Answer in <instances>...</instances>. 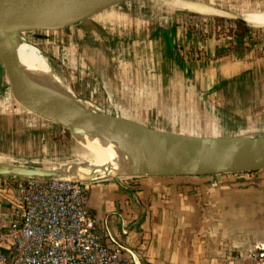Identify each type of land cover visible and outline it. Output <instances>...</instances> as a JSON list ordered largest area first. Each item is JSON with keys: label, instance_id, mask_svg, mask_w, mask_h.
Here are the masks:
<instances>
[{"label": "crops", "instance_id": "1", "mask_svg": "<svg viewBox=\"0 0 264 264\" xmlns=\"http://www.w3.org/2000/svg\"><path fill=\"white\" fill-rule=\"evenodd\" d=\"M132 1L134 0L119 4L125 7L123 11L125 16L130 8L128 4ZM175 1L183 4L181 0ZM209 8L211 12L226 18L225 20L229 19L227 14H232L220 8L216 9L212 5ZM211 12L204 14L212 18L214 15L212 16ZM174 17L179 19L180 15L175 14ZM93 21L88 18L63 31L68 42L66 48L61 46L63 43L61 35L51 37L44 34V38L40 39L43 42L41 48L46 60L49 64L54 62L55 66L52 68H55L56 72L59 74L62 72L65 76L64 70L68 68L69 74L74 73L76 68L73 67L78 64L79 56L81 58L84 53V47L79 45L78 41L84 42L88 39L96 41L99 38L104 42L103 24L99 21L98 28ZM167 25V27H158L153 34L141 30V33L136 32L134 35L127 33L122 41L119 38L117 43L128 44L130 49L131 58L129 57V62L124 64L127 74L137 72L147 82V86L154 88H151L154 91L158 88L163 90L171 83H179L180 78L186 79L185 81L194 89H186L190 93H185L194 100L197 98V92L201 90V84L207 86L202 90L204 97L213 98L219 94L217 100L231 99L233 91L224 93L223 91L238 84V94L232 96L236 100L234 106L236 110L247 114L261 108V111H264V55L252 58L251 50L245 46V48L241 47L246 43L241 40L234 42L231 51L219 55L211 38L197 45L193 34L176 26L178 25L176 21H169ZM171 28H175L176 48L181 60L175 57L170 59L166 55L164 35L158 33L159 29ZM251 37L250 33L246 41H250ZM126 39L131 41L123 43ZM258 44L260 45L258 48L262 51L261 47L264 44L257 42ZM49 47L58 49L53 51ZM181 47H187L188 51ZM79 48L80 53H78ZM60 51L63 54L58 56L57 53L59 54ZM91 65L93 69V62ZM0 69L6 77L7 69L1 60ZM131 87L136 86L131 83L124 88ZM67 88L72 91L71 88ZM115 89L118 94L124 91L121 85L115 86ZM72 92L79 96V92ZM82 98L88 100L86 97ZM114 100L115 98L113 100L107 98L102 106L107 109L109 103L115 102ZM0 106V123H3L4 118L13 115L5 111L6 108L2 104ZM159 108L161 109V104L155 105L153 110L157 112ZM227 112L224 111V120L234 118ZM128 117L126 115V118ZM212 117L208 119L211 126L209 135L197 131L190 132L189 128L180 125L176 130H169L152 127L145 121L139 123L154 130L193 138H230L264 134V116L253 127L248 126L246 129L225 136L216 133L212 125ZM135 119L141 120L140 117ZM158 119L165 122L168 120L166 117ZM6 122L4 124L8 125ZM178 122L180 123L179 120ZM224 123L225 121L223 126ZM224 127L227 131L233 128L230 125ZM61 130L65 131L63 128ZM11 180L21 179L0 176V236L6 233L10 220V202L13 199L9 188ZM88 188L92 213L100 227L110 234L109 241L123 248L128 264H133V261L139 264H253L251 254L257 246H264V170L194 177L106 178L88 183ZM124 230L127 231V235L123 233ZM9 243L10 239L4 237L0 241V252H4Z\"/></svg>", "mask_w": 264, "mask_h": 264}, {"label": "rangeland", "instance_id": "2", "mask_svg": "<svg viewBox=\"0 0 264 264\" xmlns=\"http://www.w3.org/2000/svg\"><path fill=\"white\" fill-rule=\"evenodd\" d=\"M181 1H183V4L176 3L175 0H134L128 4L130 8L128 12L126 11V16L123 13L125 11L123 5L108 8L90 16V20H94L93 22H95L98 28L99 21L103 24L102 35L105 37L104 42L99 38L97 39L98 41L91 39L84 42L78 41L79 45L81 44L84 47V53L81 58L79 56L78 64L73 67V69L76 68L74 73L69 74L70 71L66 68L64 70L65 76H63L62 72L59 74L54 70L55 68H52V66H55L54 62H50L49 65L52 71L60 80H63L61 82L66 87L71 88L72 91L79 92V96L88 98L89 101L99 105L110 114L125 118L127 115L133 121H145V123L155 128L176 130V127L180 125L189 128L190 132L197 131L198 133L201 132V134L209 135L211 126L208 119L210 116H213L212 125L216 133L221 136H225L231 132H239L248 126L253 127L257 121L262 119L264 111H261V108L247 114L236 110L237 108L234 107L236 100L232 96L238 94V84L232 85L223 91V93L233 91L231 92V99L224 98L220 100H217L219 94L213 98L204 97L202 90L207 88V86L201 84V90L197 92V98L194 100L190 95H187L190 92L186 91V89L190 90L194 89V87L192 88L185 81L186 79L182 80L180 78L178 79L179 83L168 84L164 87L165 89L162 87L164 91L158 87L154 91L152 90L154 88L147 86V82L137 72L133 71L127 74L126 70H124L126 68L124 64L129 62L131 54L129 46H127L128 44L119 45L117 43L119 38L122 41L127 33L128 35H134L136 32L141 33V30L153 34L158 27H167L169 21H176V24H178L176 26H179L180 29L190 31L194 35L193 37L197 45L200 42L196 40L198 39L196 32L200 29H206L205 37H207H204V42L211 38L217 48H223L222 50L224 51L218 53L219 55H224L231 51L234 42H236L233 38L237 29L234 21L230 19L225 20L226 18L218 13H213V11L212 16H214L211 18V16H207L206 14L182 8L187 6V4H202L208 7L212 5L216 9L220 8L241 18H244L246 15L264 14V0ZM175 14L180 15V18L174 19ZM246 27L251 30L252 37L250 41H245L246 43L241 47L245 46L251 50L252 58H259L264 55V46L261 47L263 48L261 51L258 48L260 45H257V42L261 45L264 44V27ZM65 30L67 29L47 32H27L23 37L26 38L29 45L36 48L40 55L46 59L44 51L41 48V46L43 47V42L40 41L41 36H44V34L51 37L61 35L63 38L61 46H65L66 48L68 42L63 34ZM97 31L99 32L100 30L98 29ZM128 40L129 42L131 41L130 39H126L123 43ZM241 42L244 41L242 40ZM252 43L256 44L253 45ZM49 48L53 51L58 49L56 47ZM181 49L188 51L187 47H181ZM80 51L79 48L78 53ZM60 54H63L62 51L59 54L57 53L58 56ZM66 61L67 59H65ZM68 67H70V64ZM158 74L160 75V72ZM153 80H155L154 77ZM131 83L136 87L124 88L125 85ZM117 85H121L124 89L121 94L116 93L115 86L117 87ZM107 98L111 100L115 98V102H110V105L106 109L105 106H102V103ZM122 99L128 100L129 103ZM161 100H163L162 103ZM228 101H231V103H228ZM0 104L6 108L5 111L11 112V115H13L10 116L11 118H4L2 120L3 123H0L1 165L5 166L2 163L17 164L50 170L55 168L58 170L63 165H83L93 157V153L89 150L90 148L88 149L85 144L73 135L69 134L68 137L59 125L49 123L50 121H43L44 119H37V117H34L31 113L18 106L10 92L5 90L1 85ZM158 104H161V109L159 108L156 112L153 108ZM225 110L228 111L227 113L231 117L234 116V118L224 120L223 115ZM137 117H140L141 120L135 119ZM160 117H166L168 120L165 122V120L158 119ZM224 121V126L230 125L233 128L227 131L223 126ZM4 122L8 125L4 124Z\"/></svg>", "mask_w": 264, "mask_h": 264}, {"label": "water", "instance_id": "3", "mask_svg": "<svg viewBox=\"0 0 264 264\" xmlns=\"http://www.w3.org/2000/svg\"><path fill=\"white\" fill-rule=\"evenodd\" d=\"M129 0H0V20L10 24H20L16 27L0 25V46L6 44L15 34L38 31H54L38 25H21L24 21L55 17L78 11L89 13L78 23L86 21L90 16L108 8L117 6ZM227 17L239 24L248 26L245 19L227 14ZM58 30V29H57ZM158 33L164 35L166 55L181 60L176 48L175 28L168 30L159 29ZM44 36H41V39ZM28 44V42H27ZM12 67V68H10ZM6 77L0 71V85L8 90L18 106L27 112L44 120L59 125L70 134L66 123L67 118H76L84 127H91L110 137L129 139L136 142H148L156 156L163 162L162 172L155 176H212L234 173H252L264 170V134L230 138H193L179 136L164 131H158L128 118L112 115L99 105L70 93L75 102L74 106L54 104L32 92L20 83V70L17 66H6ZM205 95V94H204ZM71 135V134H70ZM197 141L203 143L212 141L217 147L204 146L189 149L187 146ZM77 142V141H76ZM78 143V142H77ZM179 148L174 149V145ZM7 171L0 176L27 180H67L79 183H91L106 178L143 177V174H131L118 177L94 178L89 181H77L68 178H58L51 174L50 169L5 164Z\"/></svg>", "mask_w": 264, "mask_h": 264}, {"label": "built area", "instance_id": "4", "mask_svg": "<svg viewBox=\"0 0 264 264\" xmlns=\"http://www.w3.org/2000/svg\"><path fill=\"white\" fill-rule=\"evenodd\" d=\"M205 35L206 29H200L196 40L204 42ZM9 188L10 220L0 241L7 237L10 243L0 252V264L129 263L123 248L109 241L110 234L92 213L87 183L11 180ZM251 257L253 264H264V246H257Z\"/></svg>", "mask_w": 264, "mask_h": 264}, {"label": "bare ground", "instance_id": "5", "mask_svg": "<svg viewBox=\"0 0 264 264\" xmlns=\"http://www.w3.org/2000/svg\"><path fill=\"white\" fill-rule=\"evenodd\" d=\"M184 9L202 14L211 12L208 6L196 4H187ZM88 13L89 11L71 12L55 17L24 21L21 25L31 24L43 26L49 30H57L74 25ZM244 19L249 27H264V14L246 15ZM0 25L16 27L20 24L16 22L6 24V22L0 20ZM0 60L5 67L17 66L20 70V83L32 92L54 104L75 105L69 89L61 82L63 80H60L54 74L48 61L40 55L39 51L27 44L23 34L12 35L6 44L0 46ZM66 123L70 128V134L79 139L88 149L90 148L89 150L93 153V157L83 165H63L58 170H51L52 176L88 181L94 178L118 177L131 174L148 176L162 172L163 162L156 156L150 143L110 137L91 127L82 126L80 121L73 117L67 118ZM206 145L217 147V144L212 141L206 143L192 141L187 147L194 149ZM179 146V144H175L173 148L177 149ZM0 171H7V166L0 164Z\"/></svg>", "mask_w": 264, "mask_h": 264}, {"label": "trees", "instance_id": "6", "mask_svg": "<svg viewBox=\"0 0 264 264\" xmlns=\"http://www.w3.org/2000/svg\"><path fill=\"white\" fill-rule=\"evenodd\" d=\"M237 29L235 31V38L236 40H243L246 41V39L250 36L251 30L247 28L244 24H239L234 22ZM66 135L69 137V133L67 131H64Z\"/></svg>", "mask_w": 264, "mask_h": 264}, {"label": "flooded vegetation", "instance_id": "7", "mask_svg": "<svg viewBox=\"0 0 264 264\" xmlns=\"http://www.w3.org/2000/svg\"><path fill=\"white\" fill-rule=\"evenodd\" d=\"M234 39L236 40L235 35H234ZM241 41H242V40H241Z\"/></svg>", "mask_w": 264, "mask_h": 264}]
</instances>
